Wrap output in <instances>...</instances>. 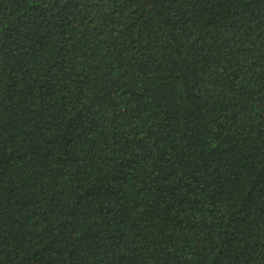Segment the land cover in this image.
Here are the masks:
<instances>
[{"label": "trees", "instance_id": "1", "mask_svg": "<svg viewBox=\"0 0 264 264\" xmlns=\"http://www.w3.org/2000/svg\"><path fill=\"white\" fill-rule=\"evenodd\" d=\"M0 264H264V0H0Z\"/></svg>", "mask_w": 264, "mask_h": 264}]
</instances>
